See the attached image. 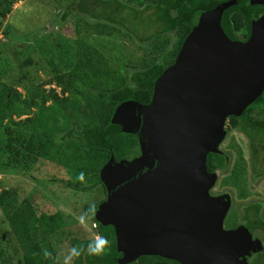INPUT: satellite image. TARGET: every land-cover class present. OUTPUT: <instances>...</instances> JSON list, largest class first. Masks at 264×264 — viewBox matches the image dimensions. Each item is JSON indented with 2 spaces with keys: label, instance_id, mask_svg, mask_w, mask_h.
Here are the masks:
<instances>
[{
  "label": "trees",
  "instance_id": "trees-1",
  "mask_svg": "<svg viewBox=\"0 0 264 264\" xmlns=\"http://www.w3.org/2000/svg\"><path fill=\"white\" fill-rule=\"evenodd\" d=\"M30 1H34L35 6L40 5L44 9L48 8V5L46 6L44 1L40 0H0V31L5 21L13 13H17L13 9L14 6L23 2L27 4ZM96 1L99 2L91 5L93 8L89 14L85 12L90 4L89 0H75L74 2L66 0L65 5L62 2L64 8L60 13L57 12L58 8L55 9L56 7L50 11L46 9L47 16L54 15L53 18L46 16L47 18L44 20V26L48 24L46 28H49L51 33L42 36L40 30H36L33 42L37 46L44 45L43 42H47L59 32L53 26H65L68 19L75 14H87V24L101 25L98 32L104 38L116 39L118 34L127 33L134 40L144 43L155 42L152 44V56L155 58L159 56L163 58L162 53L166 43L161 44L154 40L163 35L175 33L177 42L172 54L170 53V61L163 63L155 58L153 60L143 59L144 63L141 65L143 66L141 69H133L129 72L128 66L121 68L119 66L118 72L112 73L105 70L103 72L96 70V66L104 64L100 61L104 55L99 58L94 55L91 61L94 66L86 67L82 61L74 58L75 56L71 57L72 50L67 47L62 37H57L55 41L51 40L50 47H48L50 56H54L52 51L61 53L66 58L65 60L61 55L59 59L57 58V64L56 60L48 62V58H44L45 55H43L46 53L38 51L29 56L19 68L11 69L6 74L11 75V82L9 80V83H6L2 80L6 75L0 76V131L3 130V138L0 140V165L6 169L25 173L34 169L40 162H45L47 165L59 164V159L64 153V146L67 143L79 149L83 160L90 161V164L98 161L94 168L88 169L84 173L83 181L75 183L67 181L64 183V188L72 193L93 194V192L99 191L104 195L101 202L94 203L95 216L90 221L96 225L97 234L106 237L110 243L102 255L90 256L85 251L75 259L74 264H121L118 261L116 234L113 227H105L96 222V213L107 199L105 181L108 178H115L120 183L128 181L126 166L117 167L115 165L113 167L111 163L110 143L114 136L121 131L119 126L113 125L112 119L117 108L123 103L135 102L140 105H149L157 80L174 65L185 40L197 26L201 15L232 0H147L146 7L136 13L142 16L151 13L148 16L152 19L153 26L159 25L161 30L143 39L135 29L129 30L128 20L120 19L118 22H114L113 16L108 18L105 15L97 16L96 13L98 5H103V8L107 6L112 8L114 6L112 4L116 3L118 6H114L116 9L113 10L118 13L120 11L128 12V10L136 11L135 7L125 3L121 4V0ZM251 1L238 0L235 7L225 12L222 27L230 40L238 42L244 38L248 40L251 36L253 21L259 19L263 14V7L252 6ZM95 30L97 29L95 28ZM4 36L11 37L12 32L7 29ZM21 38V36L15 35L13 41L17 44ZM38 48L40 49V47ZM39 72L47 75L49 80L45 83L42 82ZM20 86L28 93H33L34 97L23 101L17 90ZM46 86H55L49 91V96L42 95ZM47 103L50 106L46 107ZM32 108L36 109L35 113H31ZM14 117H26V119L16 122ZM58 118L64 123L63 126H58ZM5 121H8V124L2 128L1 125ZM229 126L230 131L237 130L248 139L252 152L253 176L256 180L264 178V171H262L264 164V157H262L264 154V95L250 106L242 117L230 118ZM58 134L61 135L60 139ZM107 165H110L111 173L106 178L103 176V169ZM219 169L224 172L227 169L224 155H210L208 172H216ZM116 171L120 174L116 175ZM19 195L20 193L16 189L2 190L0 210L9 201L17 202ZM17 204L18 202L15 211L8 219L0 221V226L7 223L8 227L6 229L0 227L2 239L7 244L14 242L19 247L13 248L14 250L18 249L17 252L19 251L16 264H57V247H60L61 243L55 244L54 238L55 235L64 232L62 229L63 220L60 217L41 213L29 199H24L18 206ZM90 205L86 206L85 213ZM262 209L263 206L260 204L243 208V226L252 235L259 238L264 247V237L260 235L261 232H264V222L261 221L260 216ZM89 242L72 239L70 244L71 248L83 246L86 249ZM44 249L51 253L49 257L43 255ZM6 250L0 248V258L6 255ZM254 256L257 259L250 261ZM252 258L248 260L249 264H262L264 250L253 255ZM10 259L11 262L13 257L10 256ZM132 264L178 263L159 257H142Z\"/></svg>",
  "mask_w": 264,
  "mask_h": 264
},
{
  "label": "water",
  "instance_id": "water-1",
  "mask_svg": "<svg viewBox=\"0 0 264 264\" xmlns=\"http://www.w3.org/2000/svg\"><path fill=\"white\" fill-rule=\"evenodd\" d=\"M237 4L201 15L149 105L126 102L115 112L112 123L121 131L110 143L111 163L126 166L128 181H105L96 222L113 227L121 264L142 257L249 264L264 250L246 227L225 229L232 198L211 195L218 175L208 172L209 155L219 154L227 139L228 120L264 95V11L246 42L232 41L222 20ZM251 5L264 10V0Z\"/></svg>",
  "mask_w": 264,
  "mask_h": 264
},
{
  "label": "rangeland",
  "instance_id": "rangeland-1",
  "mask_svg": "<svg viewBox=\"0 0 264 264\" xmlns=\"http://www.w3.org/2000/svg\"><path fill=\"white\" fill-rule=\"evenodd\" d=\"M40 1H44L46 6L48 5V8L46 9L49 11L52 8H58V13L63 11L62 8H64L63 6L66 4V0ZM68 1L74 2L75 0ZM89 1L90 4H88V9L85 11L87 14H89L91 8H93L91 5L95 2H99L96 0ZM148 1L121 0V4L125 3L131 7H135L136 11L128 10V12L120 11L119 13L113 10L116 9L114 6H118L116 3L112 4L114 5L112 8H110L111 6L103 8V5H98L96 13L97 16L105 15L108 16V18L113 16L114 22H118L120 19L128 20L130 24L129 30L135 29L137 34L143 39L154 32L161 30L159 25L153 26V21L149 17L151 13L143 16L136 13L137 11L143 10ZM33 2L34 1H30L27 4L26 2H23L15 5L13 9L17 13H13L10 18L5 21L3 28L0 31V76L2 75V77L9 73L11 69L19 68L29 56L38 51L46 53L43 55H45L44 58H48V62L56 60V63L62 54L52 51V55L54 56H50L48 47H50V41H55L57 37H62L67 47L72 50L71 57L75 56L74 58H77L78 61H82L86 67L94 66L91 62L94 55H97L98 58L102 57L101 55H104V58L102 57L100 61L105 65L101 64L99 67L95 65L96 70L98 69V71L101 70L104 72L105 70L114 73L118 72L117 68H119V66L120 68L122 66H128V68H130L129 72H131L133 69H141V67H143L141 66L144 63L143 59L153 60L155 58L152 56V44L155 42L144 43L139 40H134L127 33L118 34V38L116 39L104 38L100 35V32H98L101 25L94 26L90 23L87 24V14H75L68 19L65 26H53L56 27V31H59L56 36H53L50 40H47V42H43L45 43L44 45L41 43L42 45L37 46V44L33 42L35 38L34 31L40 30L42 36L51 33L49 28H46L48 24H45L44 26V20L47 17L53 18L54 15L50 16L49 14L47 16L48 12L46 9L40 5L35 6ZM113 12H115V14H113ZM95 28L97 30H95ZM7 29L12 32L11 37L4 36V32L7 31ZM15 35L17 37H22L21 41L17 44L13 41ZM154 41L161 44L166 43L164 52L162 53L163 58L159 56L155 59H158L163 63L168 62V60L170 61V53L172 54L174 45L177 42L175 33L163 35ZM7 43L11 44L7 45ZM38 47H40V49ZM62 58H64V56ZM65 59L66 58H64V60ZM39 76L44 83L49 80L47 75L42 74L41 72H39ZM10 79L11 75H6L2 78L6 83H9ZM54 88L55 86H46L42 95L49 96V91ZM17 90L23 101L34 97L33 93L30 94L26 90H23L22 86L18 87ZM57 91L59 92V89H57ZM48 106H50L49 103L46 104V107ZM35 112L36 109L32 108L31 113ZM24 119H26V117H14L16 122ZM7 122L8 121H5L1 127H6L8 124ZM57 124L59 127L64 125L59 118ZM2 131L3 130L1 129L0 140L3 138ZM58 138H61L60 134H58ZM227 138L228 139L223 145V151L230 156V159L226 171L223 173L220 171L221 176L217 187L218 191L216 190L217 192L214 193L229 192L228 194L233 200L234 206L224 225L226 230H231V228H235L243 222L242 209L251 205L260 204L263 206L260 216L262 219L261 221L264 222V178L256 180L253 176V168L251 164L252 152L251 149H249V141L237 132H231ZM63 152L64 153L59 159V164L47 165L45 162H40L34 167V169L31 171L28 170L25 173L19 170L6 169L0 165V193L5 189H16L20 193V200L18 199L17 206L22 203L24 199H29L41 213L60 217L63 220L64 224L62 229L64 232H60L55 235L54 238L55 244L61 243L60 247H57V264H64V256L71 248L70 241L72 239L92 241L98 235L95 230V224L88 220L86 225H81L78 218L85 213L87 205H93L104 199V195L99 191L93 192V194H86L72 193L65 190V182H81V180L78 179L79 174H84L88 169L94 168L98 161L90 164V161L83 160L79 149L70 143L65 144ZM262 157H264V154ZM262 167V171H264V164ZM54 180H56V182H53ZM12 201H9L8 204L1 208L0 221L2 219H8L12 212L15 211L17 202ZM0 227L6 229L7 223L2 224ZM260 235L264 237V232H261ZM9 244H7L0 235V248L7 249L5 251L6 255L3 258H0V264H16V258L17 255H19V251L17 252L18 249L14 250L13 248L18 246L14 242H10ZM10 256L13 257L11 262ZM253 259L256 260L257 257L254 256L250 261H254ZM262 264H264V262Z\"/></svg>",
  "mask_w": 264,
  "mask_h": 264
},
{
  "label": "clouds",
  "instance_id": "clouds-1",
  "mask_svg": "<svg viewBox=\"0 0 264 264\" xmlns=\"http://www.w3.org/2000/svg\"><path fill=\"white\" fill-rule=\"evenodd\" d=\"M229 121V120H228ZM78 179L81 181L84 179V174L80 173ZM95 205H90L86 213L82 214L78 220L81 225H86L87 221L95 216ZM109 241L103 235L98 234L94 240L87 244L86 249L83 246H74L70 248L67 254L64 256V264H74L75 259L79 258L83 252H87L90 256H99L104 253L109 246ZM43 255L49 257L51 253L47 250H43Z\"/></svg>",
  "mask_w": 264,
  "mask_h": 264
},
{
  "label": "flooded vegetation",
  "instance_id": "flooded-vegetation-1",
  "mask_svg": "<svg viewBox=\"0 0 264 264\" xmlns=\"http://www.w3.org/2000/svg\"><path fill=\"white\" fill-rule=\"evenodd\" d=\"M247 41V39H243L242 41H239V42H246ZM229 121H228V123H227V126H226V128H227V132H228V136L231 134L230 132H237V133H239V131H237V130H231L230 131V129H229ZM240 134V133H239ZM241 135V134H240ZM227 136V137H228ZM241 136H243V135H241ZM244 137V136H243ZM245 138V137H244ZM228 139V138H227ZM226 139V140H227ZM247 139V138H246ZM226 140H225V142H226ZM248 140V139H247ZM224 142V143H225ZM224 143L221 145V147H220V153L219 154H217V155H224V157H225V159H226V164H228V162H229V159H230V156L229 155H227L226 154V152H224L223 151V145H224ZM249 149H251L250 148V142H249ZM212 155V154H211ZM210 156V155H209ZM251 164H252V168H253V163H252V157H251ZM220 171L223 173L224 172V170H216V172H212V174L213 173H215V174H217L218 175V181H217V184H216V186L214 187V189L211 191V195L212 196H214V197H221V196H225V195H229L228 193L229 192H222V193H214V192H217L218 191V189H217V187H218V184H219V182H220ZM253 171V170H252ZM217 190V191H216ZM233 206H234V204H233V200H232V207H231V210H230V212H229V214L231 213V211H232V208H233ZM242 212H243V209H242ZM229 214H228V216H229ZM228 218V217H227ZM227 220V219H226ZM241 226H243V222L242 223H240V225L239 226H236L235 228H231V230H235V229H237V228H239V227H241ZM253 236V239L254 240H257V239H259V238H257V237H255L254 235H252Z\"/></svg>",
  "mask_w": 264,
  "mask_h": 264
}]
</instances>
